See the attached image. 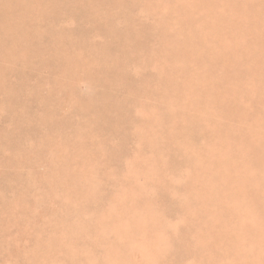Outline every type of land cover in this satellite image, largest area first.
Instances as JSON below:
<instances>
[{
  "label": "bare ground",
  "instance_id": "bare-ground-1",
  "mask_svg": "<svg viewBox=\"0 0 264 264\" xmlns=\"http://www.w3.org/2000/svg\"><path fill=\"white\" fill-rule=\"evenodd\" d=\"M253 1L0 0V112L10 121L0 125V220L6 213L12 222L13 207L21 204V199H13L19 187L14 186L10 170L27 166L38 154L49 163V176L17 170L14 179L26 182L28 195L36 196L42 189L56 195L62 188L71 197L55 219L46 222L61 233L39 243L34 264H50L52 249L67 252L62 264H81L78 243L70 234L89 233L94 227L102 230L94 243H107L108 264H128L133 253L145 252L148 264H165L169 250L177 251L170 237L180 226L161 211L163 205L151 195L148 182H168L181 162L194 167L191 176H185L191 192L182 198L197 199L207 215L218 214L221 201L228 203L237 195L248 203L242 208L229 206L234 210L232 221L211 217L208 223H198L196 231L203 240L195 245L204 255L199 264H219L217 252L225 255L220 264H264V221L253 217L257 200L264 201V114L241 109L237 100L243 78L225 87L222 80L199 71L203 64L222 65L229 72L224 81L229 82L231 73L235 76L239 70L243 45L231 42L227 27L255 34L264 47V31L252 17ZM137 7L155 20L153 26L143 18L134 19ZM63 14L73 16L77 26L62 28ZM94 28L104 34L101 42L91 36ZM158 36L165 43L155 47L162 51L152 59L156 72L137 78L129 61L149 55ZM32 66L53 71L48 95L29 83L26 69ZM246 66L247 73L264 81L261 63L251 60ZM80 76L102 82V91L94 97L80 96L70 82ZM118 86L134 94L146 91L158 104L144 109L132 96L117 94ZM246 88L253 95L249 83ZM229 98L231 105L225 103ZM33 102L39 107L35 111ZM204 102L219 114L242 123L251 120L255 126L234 129L211 118L216 117L214 112L205 120L182 111L203 108ZM135 111L146 116L137 133L147 136L154 147L144 149L145 158L126 159V171L137 182L134 193H128L114 176L120 170L115 161L125 155L130 127L137 122ZM211 135L217 142L214 148L204 142ZM24 143L27 150L22 148ZM195 149L201 159L195 157ZM105 165L114 174L109 181L116 194L111 198L104 196L101 169ZM140 177L147 182L140 183ZM57 197L61 201L60 194ZM97 199L105 205L103 215L93 206L88 217L71 211L91 207ZM168 200L167 208L177 206L173 198ZM109 233L114 234L113 240ZM227 250L236 256L227 255Z\"/></svg>",
  "mask_w": 264,
  "mask_h": 264
},
{
  "label": "rangeland",
  "instance_id": "rangeland-1",
  "mask_svg": "<svg viewBox=\"0 0 264 264\" xmlns=\"http://www.w3.org/2000/svg\"><path fill=\"white\" fill-rule=\"evenodd\" d=\"M251 7H253L252 17L255 24L260 30L264 31V0L253 1L251 3ZM62 16L59 18L60 25L62 26V28H65L66 31L77 26V21L73 16L67 14H63ZM133 17L134 19L136 17L143 18L145 23L151 26L155 24V20L146 15L142 7H137L133 11ZM87 27H89V25H87ZM94 29L95 30L91 32V36L96 41L101 42L103 40L104 34H102L99 29ZM226 29L225 31L228 34L229 38H232L231 42L236 41L237 44L241 43L243 45V52L240 56L239 70H236L235 76L231 73L233 79L229 82L224 81L226 78H228L229 72L222 65L209 67V65L203 64L199 67V71L203 74L204 77H214L217 80H222L224 82V86L226 85L227 87H231L232 84H235L238 79L243 78V83L240 86L239 90V98L237 100V102L241 106V109L246 112L251 111L254 113L258 112L264 114V81H257V79L254 78L251 73H247L246 71V65L251 60L261 63L263 65L262 71L264 70V47L261 43H259L257 37L255 38V34L249 36L242 33L238 28L236 29L232 26L227 27ZM157 43L164 44V38L162 36H158L155 38V40L152 42L153 45L151 46L149 55L143 56L144 54L141 52L143 55L140 56L139 59H130L129 69L137 78L143 75H147L148 73L156 72V67L153 64L152 59L156 56H159L160 53L162 55V51L160 49H155V47L158 45ZM241 60H243L245 64ZM37 67L32 66L26 69L29 83L41 95H48L52 88L51 80L54 79L55 76L52 70L46 69L45 67ZM70 82L72 83L71 86L74 87L75 91L80 96L88 98L94 97L96 94L100 93L104 86L102 82L91 80L85 76L73 78L70 80ZM247 83L250 84V87H253V95L249 96L248 88H246ZM115 91L117 94L132 96V100L135 103L139 104L141 107H144V109L148 107H155L158 104L155 97L151 94H146V91H144L145 93L141 91L140 94H134L132 91L122 88V86H118L117 88H115ZM225 103L227 105H231V98L225 100ZM32 106L34 111L39 108L35 102H33ZM65 109L67 108H63V110ZM163 110H165V108ZM142 111H135L133 113L137 122L133 123L130 127L131 136L127 139L125 155H123V158L115 161L116 167L120 169L119 173L115 175L113 173H110V170L108 169L109 166L106 165L105 166L107 168L101 169V174L106 180V185L103 189L105 193L104 196L106 197L111 198L116 194V192L111 188V184H113V182L109 181L112 179L111 174H113L117 178L116 180H118L119 185L122 186L125 191H127L128 193H134L135 185L137 183L135 182L136 178L131 177L129 171H126L125 161L127 158H145V155L143 153L145 152L144 149L148 151L150 148L154 147V144L147 136L137 133L142 117H146ZM182 111L185 112L188 116H191V118H194L195 116L200 114L201 117L205 120L211 117L210 112H214L216 117L211 118H216L221 123H229L234 129H249L255 126V123L251 120H246L244 123H242L237 119L229 118L228 116L219 114L215 109H212L211 106L207 104V102L203 103V108L196 109L193 107H185L182 108ZM79 119L80 122L84 121L82 116H80ZM9 123V119L6 116L2 115V113L0 112V125H8ZM101 130L103 129L101 128ZM97 133L100 135L102 134L99 131ZM204 142L208 143L211 148H214L217 143L213 135L205 137ZM162 145L163 142H161V146ZM22 148L23 150H27L26 143H24ZM9 153H6L4 157L8 156ZM194 155L197 159L202 158V155L198 149L194 150ZM35 156L29 162V164H27V166H22L21 168L13 167L10 170L11 174L13 172L14 186L19 187L18 190L13 191V199H21V204L18 203L17 208L13 207L12 222V218L9 221L7 217L8 215L6 213L1 216L0 264H34V254L38 249L39 243H41V241H47L48 239H50V237L53 238L59 236L61 233L58 229L51 226V224L48 225L46 222L51 219H55V216L60 213L62 203L64 201H68V198L71 199V197L66 193L65 189H57L56 195L49 194L45 189L44 191L42 189L41 192L37 191L36 196L32 194L28 195L27 192L29 187H27L26 182L23 180V183L20 184L19 181L14 179V174L17 170L22 174L34 172L37 176H49V163H47L45 158L42 157L44 156V154H38L37 158H35ZM193 168L194 167L191 164L187 162H181L177 165L176 169L171 172L174 175L168 182H148L151 195L160 204V206L163 205L160 207L161 211H165L168 214V217L176 221L180 226V230L176 232V234H172V236L170 237V239L178 246L177 251L174 252L169 250V256L168 259H166L165 264H199L204 255L197 249L195 245V243L203 240V237L200 234L198 235L196 231L198 223H208L210 221L209 218L211 217H213L215 221H217L218 218L221 220L222 218L225 220L230 219L232 221L234 217V210L229 206L241 208L248 207L247 200L237 195L228 203L221 201V208L218 210V214L207 215L205 208H200L201 204L197 199H194L193 197H188V200L183 199L182 197L187 191L191 192L188 179L185 178V176L190 177L193 172ZM139 181L140 183L147 182L146 178L144 177H140ZM229 189L235 191L234 195L237 193L234 187H229ZM163 192L167 193L169 196H163ZM57 194H60L61 201L59 197H57ZM171 197L176 201L177 206H169V208H167V206H165L164 204H166V202L171 203L168 200L170 199L172 201ZM92 206L98 209V215H103L105 205L103 204V201L101 199H97L95 200V202H92L91 207H88L86 205L82 210L73 208L71 211H73V213H76V211L78 210L80 215L88 217L92 213V211H94L92 209ZM230 209L232 210L230 211ZM257 209V213H255L253 216L254 219L264 221V201L257 200ZM101 233V228L96 227L89 230V233L81 231L71 232L70 236L72 238H75L80 249L81 264H108L106 254L107 243L105 241H102L101 243H94L95 235L102 236ZM108 237L110 238V240H113L114 234L109 233ZM226 253L227 255L231 256L235 255L232 251L228 250ZM133 254L134 256L129 257L128 264H148L147 260L145 259L147 252L142 254ZM216 255L219 260L225 256L224 254H221L219 252H217ZM67 257V252L60 249H52L50 252L49 263L62 264L63 261H67ZM218 259H214V261ZM219 260L217 263H222V261Z\"/></svg>",
  "mask_w": 264,
  "mask_h": 264
}]
</instances>
